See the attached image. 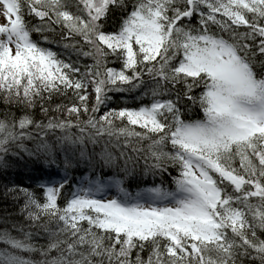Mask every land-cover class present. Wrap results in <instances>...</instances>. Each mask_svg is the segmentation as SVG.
Instances as JSON below:
<instances>
[{"label": "snow or ice", "instance_id": "1", "mask_svg": "<svg viewBox=\"0 0 264 264\" xmlns=\"http://www.w3.org/2000/svg\"><path fill=\"white\" fill-rule=\"evenodd\" d=\"M0 8V264H264V0Z\"/></svg>", "mask_w": 264, "mask_h": 264}, {"label": "trees", "instance_id": "2", "mask_svg": "<svg viewBox=\"0 0 264 264\" xmlns=\"http://www.w3.org/2000/svg\"><path fill=\"white\" fill-rule=\"evenodd\" d=\"M54 50L55 46H53ZM91 61H89L90 63ZM122 100H127L129 103H132V98L128 95H125L123 97L117 95L114 97L115 104L113 106H117L121 103ZM12 179H14L17 183L22 184L23 186L27 187L29 185H33L37 178H43L46 173L43 171L42 165H29L28 168H18V172H12L11 174ZM73 177L83 175L82 171H76L72 173ZM75 182V181H73ZM159 183V180L156 181ZM166 182L170 184V181ZM149 186V185H141V187ZM130 190L135 191L136 186L130 185ZM0 207H3V205H0ZM44 241H40V243H43Z\"/></svg>", "mask_w": 264, "mask_h": 264}, {"label": "rangeland", "instance_id": "3", "mask_svg": "<svg viewBox=\"0 0 264 264\" xmlns=\"http://www.w3.org/2000/svg\"><path fill=\"white\" fill-rule=\"evenodd\" d=\"M0 12H2V8H0ZM4 22V19L2 17V15H0V23Z\"/></svg>", "mask_w": 264, "mask_h": 264}, {"label": "bare ground", "instance_id": "4", "mask_svg": "<svg viewBox=\"0 0 264 264\" xmlns=\"http://www.w3.org/2000/svg\"><path fill=\"white\" fill-rule=\"evenodd\" d=\"M18 168H19V167L13 169V172H18ZM10 174H11V173H10Z\"/></svg>", "mask_w": 264, "mask_h": 264}]
</instances>
